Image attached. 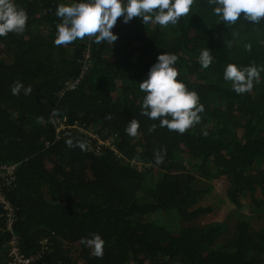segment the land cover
<instances>
[{"label":"trees","instance_id":"obj_1","mask_svg":"<svg viewBox=\"0 0 264 264\" xmlns=\"http://www.w3.org/2000/svg\"><path fill=\"white\" fill-rule=\"evenodd\" d=\"M13 2L28 19L22 32L0 36V162L17 164L4 192L30 263L264 264V222L256 227L239 212L249 199L250 212L264 217V18L242 13L226 23L209 0H194L176 24L120 17L113 45L86 36L57 46V5L73 0ZM165 52L178 57L177 79L204 109L184 133L142 115L139 83ZM228 64L257 68L251 91H233ZM16 82L32 91L13 95ZM132 119L135 137L126 132ZM83 127L104 143H89ZM220 176L236 207L199 224L212 207L198 202ZM1 214L0 262L11 236ZM93 234L104 241L101 257L81 243Z\"/></svg>","mask_w":264,"mask_h":264},{"label":"clouds","instance_id":"obj_2","mask_svg":"<svg viewBox=\"0 0 264 264\" xmlns=\"http://www.w3.org/2000/svg\"><path fill=\"white\" fill-rule=\"evenodd\" d=\"M194 0H73L72 3L57 5L56 16L62 19L57 25L54 44L57 46L71 44L77 39L95 37L99 44L106 41L114 44L118 39L112 29L118 18L127 24L134 17L142 18L144 24L150 22L161 26L176 24L180 17L190 12ZM213 11L226 23L234 24L243 13L250 22L258 23L264 18V0H209ZM28 16L23 8H19L13 0H0V36L9 32L20 33L24 30ZM175 54L162 53L149 68L147 78L139 83L140 90L146 95L143 98L142 115L149 119H159L161 126L184 133L198 123L203 105H198V94L187 90L185 84L178 80ZM202 67L208 68L213 57L208 49L200 53ZM259 72L255 66L240 68L228 64L224 71V79L232 81V88L238 94L251 91L253 79ZM23 84L16 82L11 91L18 95ZM32 91L24 88L25 95ZM171 117V119H168ZM139 122L132 119L126 128L128 135L135 137ZM71 146V141L68 142ZM82 146V145H81ZM163 157L156 156L159 164ZM81 243L93 249L92 254L103 255L104 241L98 234L91 238H82Z\"/></svg>","mask_w":264,"mask_h":264},{"label":"built area","instance_id":"obj_3","mask_svg":"<svg viewBox=\"0 0 264 264\" xmlns=\"http://www.w3.org/2000/svg\"><path fill=\"white\" fill-rule=\"evenodd\" d=\"M76 84V80L70 83L69 87L73 88ZM64 128L63 121L56 122V131L59 132ZM87 138L88 142L97 140L100 144L104 141L101 140L94 132L92 128H80ZM112 139V138H109ZM109 144L108 141L105 142ZM16 163H4L0 162V207L2 208V216L5 220V226L10 233V239L5 243V257L1 260L0 264H31V258L25 257L19 249V239L17 234L13 229V224L15 222V207L10 203V201L5 196V190L10 188L14 184L15 173H16Z\"/></svg>","mask_w":264,"mask_h":264},{"label":"rangeland","instance_id":"obj_4","mask_svg":"<svg viewBox=\"0 0 264 264\" xmlns=\"http://www.w3.org/2000/svg\"><path fill=\"white\" fill-rule=\"evenodd\" d=\"M87 38V37H85ZM84 38V39H85ZM207 181L205 179H202L201 184ZM211 190L206 193V195L198 202V205L202 206H211L212 210L209 212L204 213L203 215L199 216L196 219V222L199 224H206L212 221H220L225 214H230V211H234L233 208L234 205L229 202V200L226 197V189L228 186V181L225 176H220L216 179H213L211 181ZM262 195V194H260ZM264 199V195L262 196ZM241 205L244 207L239 210V212H242V214H245L246 216L252 215L254 218V226H260L264 222V217L259 216V213H251L250 209L247 207L249 206V199H242ZM264 209V204H263ZM229 212H226V211Z\"/></svg>","mask_w":264,"mask_h":264}]
</instances>
